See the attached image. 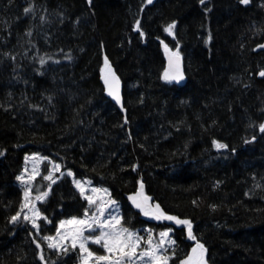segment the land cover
<instances>
[{"label":"trees","instance_id":"obj_1","mask_svg":"<svg viewBox=\"0 0 264 264\" xmlns=\"http://www.w3.org/2000/svg\"><path fill=\"white\" fill-rule=\"evenodd\" d=\"M260 45L264 0H0V264L80 260L79 247L49 249L45 239L89 208L69 173L35 178L34 197L48 193L38 229L22 213L11 221L36 152L109 188L125 226L171 228L169 264L196 242L209 264H264ZM140 182L154 205L190 221L194 239L187 225L134 206Z\"/></svg>","mask_w":264,"mask_h":264},{"label":"snow or ice","instance_id":"obj_2","mask_svg":"<svg viewBox=\"0 0 264 264\" xmlns=\"http://www.w3.org/2000/svg\"><path fill=\"white\" fill-rule=\"evenodd\" d=\"M151 3V0H148ZM204 0H201L203 3ZM249 0H241V3L247 4ZM31 9H25V12H29ZM139 22H137V27ZM175 24L169 25L165 31L172 33ZM30 35V33H29ZM41 64H44L45 61L41 59ZM107 63V61H106ZM261 76H264V72L260 73ZM165 79H183L182 75L177 76H169V74L165 73ZM107 83V80L105 81ZM110 95H113L114 98L119 102L118 93L112 92L110 90ZM260 131L264 132V124L260 125ZM215 147L218 149L227 147L221 143H215ZM58 167V166H57ZM71 175V173H69ZM19 180L23 183H27L24 181L23 177H18ZM44 179L52 180L51 175L44 177ZM55 183V181H52ZM77 188L80 189L81 194L83 195L85 192L84 187L82 186L80 181H76ZM141 191L137 193L138 196H142V200L138 201L135 197H130L132 199L135 207L141 209L145 216H153L157 220H172L177 224H186L188 226V235L189 238L194 239L191 231V223L186 220H180L176 217L166 215L159 207V205L155 206L154 211L147 210L146 205L150 200V197L143 196V184H140ZM93 192L100 191L99 189H92ZM106 191V190H105ZM48 195L47 192H44L36 197V200H42L46 198ZM30 190H25L24 199L25 202L21 205V210L17 212V214L11 217V221L13 223L17 222L20 218L21 213L25 209H29V204L31 201L29 200ZM85 199L88 201L89 206L97 204V201L90 196H85ZM110 206H115V201L108 202ZM33 212V214L37 217L40 216L39 210L35 208V205L32 204V207L29 209ZM105 207L100 206L97 207L96 212H93L89 217V210L86 209L84 213L85 218H73L66 222H62L60 228H64L65 224L77 226L73 228V230L61 233L57 232V236L60 237V240L64 243L61 244L59 242H55V237H45L49 243L47 247L49 249L62 250L63 252H67L69 250L68 245L72 249H76L79 247L82 254V264H169L170 257L166 255L167 249L165 248V244H174V241L167 240L169 237V231H163L159 233V241H154L151 232H149L148 238L139 236L137 233L130 231L128 228L122 226V220L117 215H110L109 218L105 219ZM24 220H30V217L27 214L23 215ZM33 227L39 228V225L35 220H32ZM101 229L99 235L95 237L85 236L84 232L87 230L88 232H95L96 229ZM88 242L93 244L100 245L106 254L104 255H96L94 252L89 250L86 246ZM146 245L143 250H139L141 248V244ZM39 247V245H38ZM139 250V251H138ZM163 250V251H162ZM199 250V254L196 257V264H205L204 261V253L206 249L202 244L197 243L196 247L192 249V252L195 254ZM41 260L44 259L43 255L40 257ZM193 258L189 257L187 260L182 261L181 264H192Z\"/></svg>","mask_w":264,"mask_h":264},{"label":"rangeland","instance_id":"obj_3","mask_svg":"<svg viewBox=\"0 0 264 264\" xmlns=\"http://www.w3.org/2000/svg\"><path fill=\"white\" fill-rule=\"evenodd\" d=\"M45 163H48V172L46 174L44 173V165H45ZM65 172L71 173V177L73 179V182H74L75 186H76V183H75L76 181H80L81 182L82 186L85 189V192L83 194L84 197L85 196H90V197H92L93 199H95L97 201V204L92 205L91 207L89 206V208H88L89 217L91 216V214L93 212H96L97 207L103 206L106 209L105 210V217H104L105 219L109 218L110 215H117L122 220V212H121L120 204L111 197L109 188H107L105 186H101V185H96L87 177H77L71 171H63L61 169L60 162H58V161H56V160H54L52 158H49L48 156H45V155H43V154H41L39 152L32 153V154H29L27 156L26 162H25V166H24V170L19 175V177H23L24 178V181H27V183H23V182H21V180H19V185L23 189V203L25 202V199H24L25 190L26 189L30 190L29 200L31 201V203L29 204V209L32 207V204H34L35 208L38 209V200H36V198L33 195V183H34L35 178L38 177L41 174H43L45 177L51 175L52 180H50V181L52 182L53 180L57 181L59 176L64 174ZM76 188H77V186H76ZM93 188L99 189L100 191L93 192L92 191ZM77 189L80 191L79 188H77ZM137 193L134 194L133 197H137L138 196ZM143 193L145 194L144 191H143ZM109 201H115V206H110L109 203H108ZM156 205H158V204H155V206ZM29 209H25L22 212V214L23 215L27 214L30 217L31 223H32V220H35L36 223L38 224V220L41 217V214H40L39 217H37ZM146 209L149 210L148 208H146ZM39 213H40V211H39ZM146 217L155 219L153 216H146ZM73 218H78L79 219V218H85V217H84V214L81 215V216H68V217H65L64 219H62L59 222L56 233L54 235H50L48 237H55L56 238L55 242H59V243L63 244L64 242L60 240L59 236H57V232L60 231L61 233H66V232H69V231L73 230V228L77 227V226H74V225L65 224L64 228H60V225H61L62 222H66V221L71 220ZM122 226L128 228L130 231H132L134 233H137L139 236L144 237L145 239L148 238L149 232H151L152 237H153L154 241H156V242H158L159 239H160L159 233H161L163 231H169L170 230L169 231V237L167 238V240L174 241V244L166 243L165 244V248L167 249L166 255H168L170 257V260H171V258L173 256V252H171L169 249H172L175 246V239H174V237L172 235V229L171 228H166L165 230L159 232L158 234H155L154 230L150 229V228L142 227V228L133 229V228L125 226L123 224V222H122ZM100 231H101V229H98V228L96 229L95 232H91V233L88 232L87 230H85L84 235L85 236H90V237H95L96 235H99ZM48 243H49V241H48ZM196 245H197V243H195L192 246V249L195 248ZM86 246L89 248V250L94 252L96 255H104V254H106L104 249L100 245L88 242ZM68 247H70V245H68ZM144 247H146V245H144L142 243L141 244V248L139 250H143ZM192 249L190 250L188 256L183 261L187 260L189 257H192L193 258L192 264H196V257L199 254V250H197V253L194 254L192 252ZM82 255H84V254H82L81 251H80V260H79L78 264H82ZM206 257H207V253L205 252L204 253V261H205V264H209L207 262ZM170 260H169V262H170Z\"/></svg>","mask_w":264,"mask_h":264},{"label":"water","instance_id":"obj_4","mask_svg":"<svg viewBox=\"0 0 264 264\" xmlns=\"http://www.w3.org/2000/svg\"><path fill=\"white\" fill-rule=\"evenodd\" d=\"M154 0H151V2H153ZM264 47V45H260V46H258L257 48L258 49H260V48H263ZM168 61L170 62V65L172 66V67H174V69L176 70V71H179V72H181L182 71V68H183V60H182V58L177 54V53H173L172 54V56H169L168 57ZM111 77V76H110ZM110 84H112V83H110ZM111 89H112V92H115V93H118V95H119V102H117V100H116V102H117V104H118V106L120 107V108H122L123 109V102H122V97H121V93H120V89H119V87L117 86V85H113L112 84V86H111ZM255 139V138H254ZM142 182H140V184H141ZM140 184H139V188H138V193L141 191V189H140ZM142 192H143V190H142ZM143 196H147V197H150V195L149 194H147V193H143ZM138 201H140V200H142V196H137V197H135ZM133 202V201H132ZM135 206V205H134ZM146 208H148L149 210H152V211H154V209H155V205H154V203H153V201H152V198L150 197V200L148 201V203H147V205H146ZM165 213V212H164ZM166 215H170V216H173L172 214H167V213H165ZM174 217V216H173ZM177 218V217H176ZM178 219H180V220H184V219H181V218H178ZM167 221H169V222H171V223H174V224H177L175 221H172V220H167ZM186 221H189V220H186ZM190 222V221H189ZM177 225H186V224H177ZM191 231H192V227H191ZM199 243V242H198ZM200 244V243H199Z\"/></svg>","mask_w":264,"mask_h":264},{"label":"flooded vegetation","instance_id":"obj_5","mask_svg":"<svg viewBox=\"0 0 264 264\" xmlns=\"http://www.w3.org/2000/svg\"><path fill=\"white\" fill-rule=\"evenodd\" d=\"M197 243V242H196Z\"/></svg>","mask_w":264,"mask_h":264}]
</instances>
